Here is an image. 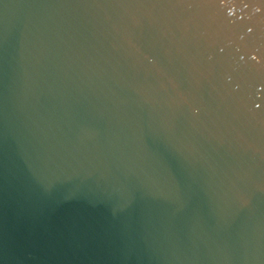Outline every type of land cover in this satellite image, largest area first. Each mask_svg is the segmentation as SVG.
I'll return each instance as SVG.
<instances>
[{"label": "water", "instance_id": "1", "mask_svg": "<svg viewBox=\"0 0 264 264\" xmlns=\"http://www.w3.org/2000/svg\"><path fill=\"white\" fill-rule=\"evenodd\" d=\"M0 264H264V0H0Z\"/></svg>", "mask_w": 264, "mask_h": 264}]
</instances>
